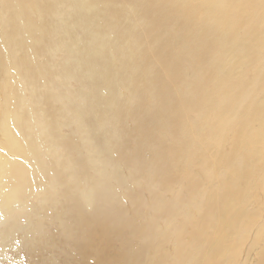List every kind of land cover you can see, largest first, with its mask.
I'll return each instance as SVG.
<instances>
[{
	"label": "bare ground",
	"instance_id": "6f19581e",
	"mask_svg": "<svg viewBox=\"0 0 264 264\" xmlns=\"http://www.w3.org/2000/svg\"><path fill=\"white\" fill-rule=\"evenodd\" d=\"M0 147L76 264H264V0H0Z\"/></svg>",
	"mask_w": 264,
	"mask_h": 264
},
{
	"label": "rangeland",
	"instance_id": "374dc122",
	"mask_svg": "<svg viewBox=\"0 0 264 264\" xmlns=\"http://www.w3.org/2000/svg\"><path fill=\"white\" fill-rule=\"evenodd\" d=\"M0 153H2V154H4L5 153V151L4 150H2L1 149V147H0ZM263 194H264V192H263ZM35 197L36 196H34L33 198H31V199H28L27 200V202H28V209H30L31 208V206L32 205H34V210H36L35 209V207H36V205H37V202H36V199H35ZM123 203H122V202ZM120 202H121V204L123 205L122 207L124 208V206L127 208V205H128V202L125 200V199H122ZM127 202V203H126ZM35 203V204H34ZM37 207H38V205H37ZM57 208V210L56 211H52L51 212V210H49L50 212L48 213V214H46V213H43L44 211H45V209H43V210H36V212L35 213H39V214H41V212H42V216H39V214H37L38 215V217L37 218H34L33 217V219H32V216H31V214L30 213H27V211H24V212H20L19 214H21V215H19L18 214V216H20V217H22V218H20V217H16L17 219V221L14 219V221L11 223H9V224H7L5 221L3 222V220H4V218L5 217H3V213H2V210L0 209V227L4 230H1V228H0V230H1V232L3 231V232H5V229H7L10 225L12 226H14V227H12L11 228V226H10V228L11 229H9V230H11V233H13V234H10V235H12V238L13 237H15V239L13 240V239H10L11 237H9V238H7V240L4 242L5 244H7V245H5V250H4V252H3V254H2V256L3 255H5V256H3V257H1V261H0V264H6V263H8V262H10L11 264H34L35 262V264H76V256H75V248L73 247V245H74V239H72L73 238V236L71 237L70 236V238L69 237H64L62 234L63 233H67L66 232V230L67 231H69L70 233H73L74 234V232H72V231H70V230H72V228L70 229V227H72L73 226V221L72 220H70V219H68L70 216H72L70 213H68L67 215H69V217H66L67 215L66 214H64V213H62V210H60V208H63V207H56ZM251 208L254 210L255 208H256V206H254L253 205V207L251 206ZM258 209H259V217H261V218H263V220L260 218L258 221L259 222H261L262 224H264V203L262 204V206L260 205V207H258ZM31 210V209H30ZM30 210L28 211V212H30ZM60 211V212H59ZM32 212H34L33 210H32ZM129 212H131V210L129 211ZM129 212H128V214H129ZM52 213V215L54 216L55 214V218L52 216V215H50L49 217H48V215L49 214H51ZM55 213V214H54ZM1 214H2V217H1ZM45 214V215H44ZM60 215V218H57V216H59ZM62 214H64L65 215V217H64V215L62 216ZM36 215V214H35ZM261 215V216H260ZM30 216V217H29ZM44 216V217H43ZM42 217V218H41ZM53 217V218H52ZM18 218H20V219H18ZM26 218V219H25ZM50 218V219H49ZM53 220H52V219ZM64 218V219H63ZM66 218V219H65ZM3 219V220H2ZM31 219V220H30ZM47 219V220H46ZM60 219V220H59ZM61 219H63V220H66V221H63V220H61ZM18 220L20 221V223H21V225L23 226L24 225V229L20 226V223L18 222ZM48 220H51V221H48ZM59 220V221H58ZM262 220V221H261ZM16 221V223H14ZM22 221V222H21ZM28 221V222H27ZM61 221V222H60ZM70 221H72L71 222V225L70 224H68ZM2 222H3V224H2ZM17 222H18V224H17ZM24 222V223H23ZM43 222V223H42ZM51 222V223H50ZM60 222V223H59ZM66 222H67V224L68 225H66ZM33 225V226H31V224ZM53 223H54V225H53ZM60 225H59V224ZM5 224H6V226L7 227H5ZM16 224H17V226H19L18 227V229H16L15 228V226H16ZM40 224H41V227H40ZM47 224V225H46ZM51 224V225H50ZM58 224V227L60 228H58V227H55L56 225ZM63 224V226H61ZM66 226H65V225ZM9 225V226H8ZM45 226V228H44V226ZM49 225H50V227H49ZM70 225V226H69ZM28 226H29V229H28ZM43 226V227H42ZM68 226V227H67ZM5 227V228H4ZM32 227V228H31ZM38 227H40L39 229H37ZM63 227V228H62ZM47 228V229H46ZM52 228H54L53 230H52ZM65 228H66V230H65ZM14 229V230H13ZM19 229H23L24 231H29L30 232V234L31 235H33V239H34V243L32 244L33 245V247H32V245L31 244H29V243H27L29 246H31V249H30V247H27L28 245H26V241H23V240H27V239H24V237H22L23 235H24V231L22 230V232H20L19 231ZM62 229H63V231H62ZM16 230V231H15ZM14 231H15V233H14ZM17 231H19V232H17ZM45 231H47V232H45ZM54 231L56 232V234L54 233ZM58 231V232H57ZM255 231H256V228H255ZM255 231H254V229H252V234H250L249 233V235H248V240L247 241H249V242H247V243H245V244H243L241 247L242 248H240L241 250V252L239 251V255H238V262L241 264L242 262H244L243 264H253L254 263V259H252L251 260V262H250V260H249V258H248V254H247V252H249L248 251V249H249V245H250V242H251V240L254 238V233H255ZM18 235H17V234ZM50 233V234H49ZM51 233H52V235H51ZM60 233V234H59ZM0 234H2V233H0ZM16 234V235H15ZM21 234H23V235H21ZM59 234V235H58ZM68 234V233H67ZM72 234V235H73ZM14 235V236H13ZM49 235H51V236H54V237H52L51 238V236H49ZM19 236V237H18ZM49 239L48 241H47V238ZM20 238H22L21 240H20ZM250 238V239H249ZM252 238V239H251ZM9 239V240H8ZM38 239V240H37ZM68 241H66V240ZM13 240V241H12ZM40 240V241H39ZM20 241V242H19ZM28 241V240H27ZM70 241H74V242H71L70 243ZM22 242V243H21ZM46 242V243H45ZM49 242V243H48ZM64 242V243H63ZM10 243H12L11 245H10ZM37 243H38V247L36 246L37 245ZM41 243H44V244H41ZM20 244V245H19ZM40 244V245H39ZM47 244V245H46ZM11 246L10 248L8 247V246ZM17 245V246H16ZM48 245H50V246H48ZM64 245V246H63ZM69 247H68V246ZM14 248H13V247ZM19 246H20V248H19ZM44 247L45 246V248L43 249V248H40V247ZM7 247V248H6ZM26 247V248H25ZM46 247H48L47 248V250H45L46 249ZM172 245L171 244H169V246L167 247L166 246V249H168V251H170L172 248ZM8 248H9V250H8ZM12 248V249H11ZM29 248V249H28ZM38 248V250H36ZM62 248V249H61ZM65 248V249H64ZM14 249V250H13ZM33 249H35V250H33ZM40 249V250H39ZM49 249H50V252H49ZM57 249H58V251H57ZM61 249V250H60ZM70 249H72L71 251H68V250H70ZM165 249V250H166ZM245 249V250H244ZM18 251V253H17V251ZM65 250H66V252H65ZM32 251V252H31ZM34 251V252H33ZM42 253H41V252ZM242 251H243V254H240V253H242ZM36 252H39V253H36ZM71 252H73V253H71ZM34 253H36V254H34ZM60 253V255H58ZM34 254V255H33ZM42 254V255H41ZM44 254V255H43ZM54 254H55V257H54ZM58 256H57V255ZM74 254V255H73ZM40 256H42L41 257V259H42V261H41V259H36L37 257L39 258ZM246 258H245V257ZM50 257H51V259H50ZM57 257V258H56ZM58 257H61V258H58ZM242 257H243V259H242ZM74 259V260H73ZM5 262H4V261ZM56 260V261H55ZM68 260V261H67ZM35 261V262H34ZM48 261H49V263H48ZM75 261V262H74ZM242 261V262H241ZM37 262H39V263H37ZM57 262V263H56Z\"/></svg>",
	"mask_w": 264,
	"mask_h": 264
}]
</instances>
